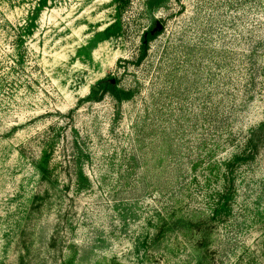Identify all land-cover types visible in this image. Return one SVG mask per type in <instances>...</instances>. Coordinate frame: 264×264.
<instances>
[{"label": "rangeland", "instance_id": "obj_1", "mask_svg": "<svg viewBox=\"0 0 264 264\" xmlns=\"http://www.w3.org/2000/svg\"><path fill=\"white\" fill-rule=\"evenodd\" d=\"M0 264H264V0H0Z\"/></svg>", "mask_w": 264, "mask_h": 264}, {"label": "trees", "instance_id": "obj_2", "mask_svg": "<svg viewBox=\"0 0 264 264\" xmlns=\"http://www.w3.org/2000/svg\"><path fill=\"white\" fill-rule=\"evenodd\" d=\"M129 0H116V2L119 4L121 8H125L128 4ZM157 33L152 34L151 31H147L146 35L143 37V43L145 46V51L146 47L148 46L149 41L156 36ZM145 53L141 56V60L145 57ZM105 85L107 89H110L112 91H116V84L110 80V78H104L99 82V85Z\"/></svg>", "mask_w": 264, "mask_h": 264}, {"label": "water", "instance_id": "obj_3", "mask_svg": "<svg viewBox=\"0 0 264 264\" xmlns=\"http://www.w3.org/2000/svg\"><path fill=\"white\" fill-rule=\"evenodd\" d=\"M162 28V24L160 22H157L156 24V27H155V30H152L151 33L154 34V32L158 29H161Z\"/></svg>", "mask_w": 264, "mask_h": 264}, {"label": "flooded vegetation", "instance_id": "obj_4", "mask_svg": "<svg viewBox=\"0 0 264 264\" xmlns=\"http://www.w3.org/2000/svg\"><path fill=\"white\" fill-rule=\"evenodd\" d=\"M150 31V30H149Z\"/></svg>", "mask_w": 264, "mask_h": 264}]
</instances>
